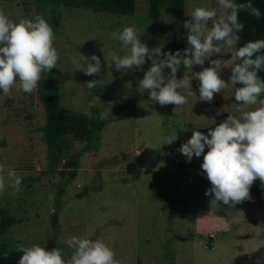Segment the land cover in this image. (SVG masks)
<instances>
[{
    "label": "rangeland",
    "instance_id": "1",
    "mask_svg": "<svg viewBox=\"0 0 264 264\" xmlns=\"http://www.w3.org/2000/svg\"><path fill=\"white\" fill-rule=\"evenodd\" d=\"M196 5L214 7L215 0H185L182 14L162 10L158 22L149 19L147 0H135L132 15L0 0V12L13 21L37 13L46 20L52 14L58 17L54 80L60 105L89 116L95 107L104 121L98 142L88 148L70 134L51 145L44 137L45 114L37 87L31 93L12 87L8 95H0V166L5 172L15 169L21 177L19 191L6 176L0 190V208L12 217L0 233L3 254L33 243L45 246L54 233L65 259L71 250L64 240L87 235L107 244L119 264H136L137 259L141 264H264L261 181H253L260 195L250 185V199L227 209L204 195L210 182L200 168L203 153L186 161L177 151L192 128L206 133L228 112L247 110L231 97L233 84L214 93L211 103L189 97L183 105L161 106L147 104V91L141 93L136 86L149 66L147 58L141 70H105L102 52L123 54L111 33L125 25H134L148 47L163 43L162 51H171L173 44L183 49L185 14ZM93 53L101 59L99 74L73 68V62L83 65ZM200 68L194 65L193 71ZM182 71L181 66L177 78ZM229 74L226 67L221 78L227 82ZM94 78L99 81L90 90L85 82ZM190 83L197 92L198 81ZM173 132L176 139L163 144ZM54 211L58 216L53 230ZM221 215H235L237 222L219 228L216 217Z\"/></svg>",
    "mask_w": 264,
    "mask_h": 264
},
{
    "label": "clouds",
    "instance_id": "2",
    "mask_svg": "<svg viewBox=\"0 0 264 264\" xmlns=\"http://www.w3.org/2000/svg\"><path fill=\"white\" fill-rule=\"evenodd\" d=\"M242 11L256 19L261 17L252 0H215L214 7L193 6L182 25L186 41L182 50L162 51L163 43L148 47L134 25H125L111 33L120 42L123 54L102 52L105 70L111 67L121 73L141 70L147 58L149 66L136 80L139 92L147 91V104L179 106L189 97L193 102L211 103L213 94L225 89L228 82L238 85L231 97L247 110L237 109L238 115L227 111L228 115L206 133L192 128L191 135L177 149L186 161L203 153L200 168L210 182L204 195L227 209L250 199L254 179L264 186V78L258 74L264 71V38L239 43L244 25L238 14ZM54 39L53 29L42 15L13 21L0 12V95H8L12 87L31 93L41 73L56 68ZM85 59L87 63L83 65L73 62V68L85 75L99 74L101 59L94 53ZM194 65L201 66L200 70L193 71ZM181 66L186 71L177 78ZM226 67L230 70L227 82L221 78ZM193 79L198 81V95L192 90ZM98 81L90 79L85 85L91 90ZM176 137L173 132L162 143L170 144ZM5 176L12 189L19 191L21 177L15 169L10 167L5 172L2 166L0 190ZM216 220L219 228L226 229L237 222V217L221 215ZM64 243L71 250L67 259L60 248L33 243L18 248L21 254L15 264H119L113 250L100 239L71 235Z\"/></svg>",
    "mask_w": 264,
    "mask_h": 264
},
{
    "label": "trees",
    "instance_id": "3",
    "mask_svg": "<svg viewBox=\"0 0 264 264\" xmlns=\"http://www.w3.org/2000/svg\"><path fill=\"white\" fill-rule=\"evenodd\" d=\"M37 8L44 6H64L70 8H83L94 12H105L115 15H132L135 10V0H34ZM147 15L153 22H158L162 10H168L177 14L184 12L185 0H147ZM252 3L261 11V17L256 19L246 12H240L239 19L243 22V29L240 33L242 44L246 40H255L264 38V0H252ZM47 22L53 29V34L60 26L59 19L52 14ZM54 46V41H53ZM181 49V45L173 44L171 51ZM54 70L47 73H41V79L37 84V95L42 103L45 114V141L51 145H58L67 135H72L85 142V148H88L91 142L96 143L100 138V131L104 126V121L99 118L98 110L94 107L92 116L86 113L72 110L60 105L58 88L54 80ZM264 78V71L258 73ZM238 85H233L236 87ZM238 103V102H237ZM251 191L260 195L256 186L251 184ZM264 198V197H263ZM163 199H167L163 198ZM57 212H53L50 217L51 227L54 230L57 226ZM12 217L6 212V209L0 208V233L10 226ZM45 247H57L56 236L53 233L46 239ZM21 253L18 249L10 251L7 254L1 252L0 264H15ZM136 264H141L139 259Z\"/></svg>",
    "mask_w": 264,
    "mask_h": 264
},
{
    "label": "crops",
    "instance_id": "4",
    "mask_svg": "<svg viewBox=\"0 0 264 264\" xmlns=\"http://www.w3.org/2000/svg\"><path fill=\"white\" fill-rule=\"evenodd\" d=\"M257 188V187H256Z\"/></svg>",
    "mask_w": 264,
    "mask_h": 264
}]
</instances>
